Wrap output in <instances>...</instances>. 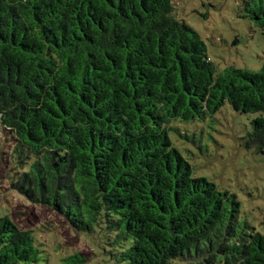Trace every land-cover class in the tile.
Listing matches in <instances>:
<instances>
[{
  "label": "trees",
  "instance_id": "obj_1",
  "mask_svg": "<svg viewBox=\"0 0 264 264\" xmlns=\"http://www.w3.org/2000/svg\"><path fill=\"white\" fill-rule=\"evenodd\" d=\"M246 5L264 39V0ZM226 103L255 114L244 145L263 151L264 61L217 73L172 0H0L9 185L84 235L105 232L117 264H264L236 195L194 176L169 136ZM41 251L0 216V264H46Z\"/></svg>",
  "mask_w": 264,
  "mask_h": 264
},
{
  "label": "rangeland",
  "instance_id": "obj_2",
  "mask_svg": "<svg viewBox=\"0 0 264 264\" xmlns=\"http://www.w3.org/2000/svg\"><path fill=\"white\" fill-rule=\"evenodd\" d=\"M250 0H172L174 15L184 19L202 37L217 73L228 66L258 71L264 39L250 18ZM255 114L234 111L227 103L214 115L195 121H173L172 144L189 162L194 176L213 182L219 190L236 195L239 220L264 235V150L247 148L245 137ZM12 138L0 132V216L9 214L30 230L46 264L80 253L85 264H117L115 246L105 232L84 235L50 207L33 203L13 190L7 171Z\"/></svg>",
  "mask_w": 264,
  "mask_h": 264
}]
</instances>
